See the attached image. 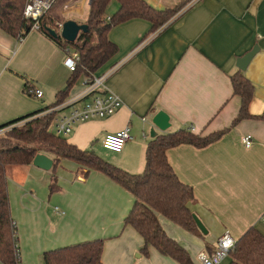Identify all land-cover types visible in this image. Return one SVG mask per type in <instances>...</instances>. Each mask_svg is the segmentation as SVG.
<instances>
[{
  "label": "crops",
  "instance_id": "obj_1",
  "mask_svg": "<svg viewBox=\"0 0 264 264\" xmlns=\"http://www.w3.org/2000/svg\"><path fill=\"white\" fill-rule=\"evenodd\" d=\"M182 1L146 0L157 9ZM191 1L155 32L150 33L152 23L144 18L111 28L108 36L118 52L95 73L112 70L106 87L121 97L123 105L110 117L77 124L67 138L81 149L93 150L99 143L103 146L107 134L129 126L133 139L107 159L140 173L154 135L192 127L205 136L229 128L205 147L181 144L167 151L178 178L193 188L195 200L189 207L208 232L189 230L163 214L159 220L187 249L193 264H203L198 253L213 251L225 232L238 239L255 227L264 235V120L247 118L232 126L241 97L234 94L231 82L237 71L251 81L254 97L249 109L260 116L264 0H197L187 7ZM89 3L64 1L59 7L63 20L85 23ZM253 49L256 54L246 69H240L239 60ZM71 75L63 47L44 32L32 29L19 40L0 29V125L52 104ZM83 80L71 87L65 102L81 96ZM27 84L42 90L43 96L28 94ZM158 111L170 117L167 130L151 123ZM245 136H251L250 146L243 141ZM6 173L20 264H43V253L49 249L97 238L104 239V264H181L153 246L148 254L142 252V236L124 224L134 195L105 173L69 158L62 159L55 172L32 163L8 165ZM231 261L229 255L221 264Z\"/></svg>",
  "mask_w": 264,
  "mask_h": 264
},
{
  "label": "trees",
  "instance_id": "obj_2",
  "mask_svg": "<svg viewBox=\"0 0 264 264\" xmlns=\"http://www.w3.org/2000/svg\"><path fill=\"white\" fill-rule=\"evenodd\" d=\"M60 1L62 4L66 0ZM60 1L55 0L50 10L39 20L41 31L60 46L68 45L78 51L80 61L72 71L66 89L57 93L52 104L0 125V129L8 128L0 134V264L21 263L16 249L17 226H13L6 166L32 164L39 153L53 159V172L62 159L69 158L89 169L105 173L124 186L135 198L124 224L132 226L142 236V252L148 254L149 248L153 246L181 264H193L187 249L166 233L159 220V214H163L189 230L200 232L193 216L195 213L189 207V203L195 200L194 190L178 178L168 160L167 151L181 144L205 147L221 138L229 128L205 136L193 132L189 127L156 135L147 144L144 170L131 173L104 160L93 150L79 148L69 142L66 136L55 132L51 125L56 112H48L66 101L71 87L82 75L97 72L118 52V46L108 36L113 26L132 18H144L152 23L150 33L155 32L191 0H183L172 8L164 9L154 8L146 0H117L119 7L110 17L106 10L111 0H91L85 20L88 30L80 32L74 42L62 41L59 36L53 37L47 31L49 27L56 28L57 22L64 21L53 12V7ZM27 2L0 0V29L14 37H19L23 29H31L33 20L24 15ZM231 82L234 94L241 97V107L232 126L247 118L264 120V111L260 116L250 112L254 85L245 74L242 71L235 72L231 75ZM28 87L27 84V93ZM55 182L56 178L50 185L52 191ZM103 249L104 239H91L49 249L43 253L42 260L43 264H104ZM230 255L232 261L229 264H264V235L255 227H250L236 239L235 249Z\"/></svg>",
  "mask_w": 264,
  "mask_h": 264
},
{
  "label": "built area",
  "instance_id": "obj_3",
  "mask_svg": "<svg viewBox=\"0 0 264 264\" xmlns=\"http://www.w3.org/2000/svg\"><path fill=\"white\" fill-rule=\"evenodd\" d=\"M55 0H28L24 15L26 18L33 20L31 29L41 31L39 20L50 10ZM197 0L191 1L188 5H192ZM64 22H57L54 28L62 41L65 39L61 36ZM27 31L23 29L18 39L23 40ZM65 53V65L71 70H75L80 61V54L71 46H62ZM107 71L101 74L93 73L86 75L83 80L84 91L81 96L74 98L68 102H63L51 109L55 111L56 116L53 120L51 128L58 134L68 136L73 132L76 125L94 118H107L115 114L123 105L121 97L115 92L108 90L106 81L111 74ZM105 90V91H103ZM28 93L35 97H42L43 92L40 89L32 86L28 87ZM82 103V104H81ZM68 109V110H67ZM147 120L146 117L143 118ZM192 130V127H190ZM8 128L0 129V134L4 133ZM133 139L131 129L129 126L115 132L107 134L103 139V146L115 152H121L125 145ZM246 146L252 144L251 136L243 138ZM13 226H16L13 221ZM17 237V231L15 232ZM236 239H234L228 232H225L217 240L213 251L207 253L202 251L198 253L197 257L203 264H221L222 261L234 251ZM17 255L20 257L19 246L16 245Z\"/></svg>",
  "mask_w": 264,
  "mask_h": 264
},
{
  "label": "water",
  "instance_id": "obj_4",
  "mask_svg": "<svg viewBox=\"0 0 264 264\" xmlns=\"http://www.w3.org/2000/svg\"><path fill=\"white\" fill-rule=\"evenodd\" d=\"M90 1L91 0H89V2ZM87 30H88V25L86 23L80 24L73 19H68V20L64 21V23H63V29L61 32V36L69 42H74L78 38L80 32H86ZM29 31H30V29L27 30V33ZM47 31L53 37L59 36L57 31L52 27L47 28ZM256 52H257V49H253L248 54L244 55L239 60L238 67L242 70L246 69V67L248 66V64L250 63V61L252 60V58L256 54ZM65 89L66 88H64V90ZM150 120H151L152 124H154L156 127H158L161 130H167L171 126L170 117L165 111H158L157 113H155L151 116ZM53 163H54L53 159L51 157H49L48 155L43 154V153L37 154L33 160L34 166H37V167L45 169V170H50L53 166ZM193 216H194V219L197 223L198 228L203 233L206 234L208 231H207L206 227L204 226L203 222L201 221V219L196 214H194Z\"/></svg>",
  "mask_w": 264,
  "mask_h": 264
},
{
  "label": "rangeland",
  "instance_id": "obj_5",
  "mask_svg": "<svg viewBox=\"0 0 264 264\" xmlns=\"http://www.w3.org/2000/svg\"><path fill=\"white\" fill-rule=\"evenodd\" d=\"M60 1V0H59ZM61 1L58 2L57 4H55V6L53 7V12L55 13V15L61 19H64V17L61 16L60 11H59V7H60ZM119 4L116 0H112L106 10L107 15L110 14V12H112V10L115 7V10H117ZM115 10L113 12H115ZM83 80V76L80 77ZM70 135V134H69ZM67 137V136H66ZM95 154H97L98 156H100L101 158H103L104 160L111 162L110 160L107 159V155L108 154H115L116 152L110 149L105 148L104 146H102L100 143L96 145L95 149Z\"/></svg>",
  "mask_w": 264,
  "mask_h": 264
}]
</instances>
